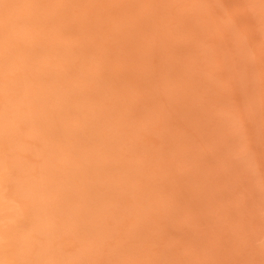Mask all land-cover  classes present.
<instances>
[{
  "label": "rangeland",
  "instance_id": "374dc122",
  "mask_svg": "<svg viewBox=\"0 0 264 264\" xmlns=\"http://www.w3.org/2000/svg\"><path fill=\"white\" fill-rule=\"evenodd\" d=\"M0 20V264H264V0Z\"/></svg>",
  "mask_w": 264,
  "mask_h": 264
},
{
  "label": "bare ground",
  "instance_id": "6f19581e",
  "mask_svg": "<svg viewBox=\"0 0 264 264\" xmlns=\"http://www.w3.org/2000/svg\"><path fill=\"white\" fill-rule=\"evenodd\" d=\"M34 13H35V12H34ZM34 13H33V14H34ZM19 15H20V14H19ZM13 16H14V15H13ZM15 16H16V14H15ZM16 17H18V16H16ZM16 17H14V18H16ZM25 17H28V16H25ZM35 18H36V16H35ZM21 19H22V18H21ZM21 19L19 18V20L16 21V22H19V23H20V20H21ZM26 19L29 20V19H31V18L29 17V18H25V19H24V17H23V19H22L21 22L23 23L24 20H26ZM28 20H26V22H27ZM31 20H32V19H31ZM0 21H1V20H0ZM12 21H13V20H12ZM13 22L15 23V20H14ZM26 22H24V23L26 24ZM29 22H30V21H29ZM5 23H7V22L5 21ZM5 23H4V24H5ZM19 23H17L16 25H18ZM22 23H21V24H22ZM24 23H23V24H24ZM27 23H28V22H27ZM7 24L9 25L10 23H7ZM25 24H24V25H25ZM0 25H3L2 22H1ZM10 25H11V24H10ZM13 25H14V24H13ZM16 25H15V26H16ZM24 25H22V26H24ZM4 26H6V24L3 25V27H4ZM19 26H21V25H19ZM19 26H18V27H19ZM3 27H0V30H2V29L4 30V29H5V33L7 32V31H6L7 29L11 28V26H10V27L8 26L9 28L6 26L7 29H6L5 27H4V28H3ZM16 27H17V26H16ZM18 27H17L16 29H18ZM19 28H20V27H19ZM11 29H12V30H10V31H12V33H15V32H13V30H14L13 27H12ZM16 29H15V30H16ZM3 30H2V31H3ZM2 33H4V32H2ZM0 35L2 36L3 34H0ZM8 35H9V34H8ZM15 35H16V33H15ZM15 35H14V36H15ZM13 40H14V39H13ZM14 44H15V43H13V45H14ZM103 61H105V60H103ZM102 63H104V64L106 63L105 65L108 64L107 61H106V62H102ZM43 88H44V87L42 86L41 89H43ZM44 89H45V88H44ZM44 89H43V91H44ZM45 90L47 91V89H45ZM47 92H48V91H47ZM44 93H45V92H44ZM64 99H65V98H64ZM64 99H63V100H64ZM40 100H41V97H40ZM41 102H42V100L40 101V104H41ZM48 102H49V101H47V104H48ZM45 104H46V103H44L43 106H44ZM18 106H19V105H18ZM16 109H17V108H16ZM21 110H23V109H20V111H21ZM24 110H25V109H24ZM12 111L14 112V111H16V110L14 109V110H12ZM17 111H19V110H17ZM17 111H16V112H17ZM22 112H23V111H22ZM19 114H21V113L19 112ZM2 116H3V115H1V117H2ZM4 116H5V115H4ZM4 116H3V117H4ZM3 117H2V118H3ZM2 118H1V119H2ZM4 118H5V117H4ZM10 123H11V122H10ZM0 124H1V123H0ZM25 185H26V184H25ZM38 191H39V190H38ZM41 191H42V190H40L38 193H41ZM36 192H37V191H35V193H36ZM0 196H1V195H0ZM2 198H3V197H2ZM0 202H1V200H0ZM2 208H3V207H2ZM0 209H1V208H0ZM2 210H3V209H2ZM6 212H7V210H6ZM4 213H5V212H4ZM8 215H9V214H8ZM12 215H13V214H12ZM6 216H7V214H6ZM9 217H12V216H9ZM3 218H4V217H3ZM3 218H2V220H3ZM7 219H8L9 221H11L8 217H7ZM0 220H1V219H0ZM37 222H39V221H37ZM37 222H36V223H37ZM31 223H35V222H31ZM36 223H35V225H36ZM42 224H44L45 226L48 225V228L50 227L49 224H47V223L45 224V223L43 222ZM37 225H38V223H37ZM40 225H41V224H40ZM41 226H42V225H41ZM41 226H40V228H41ZM38 227H39V226H38ZM42 227H43V226H42ZM31 228H32V227H31ZM40 228H38V229H40ZM44 228H45V227H44ZM44 228H42V229H44ZM38 229H37V231H38ZM30 230H32V229H30ZM32 231H33V230H32ZM39 231H40V230H39ZM30 232H31V231H30ZM33 232H34V231H33ZM35 232H36V231H35ZM42 232H43V231H42ZM45 232H48V231H46V229H45ZM45 232H44V233H45ZM37 233H38V232H37ZM40 233H41V231H40ZM29 242H30V241H29ZM25 244L28 245V243H25ZM23 245H24V244H23ZM24 246H25V245H24ZM17 247H18V246H17ZM48 247H49V246L45 247L46 250H47ZM43 248H44V247H43ZM41 249H42V248H41ZM49 249H50V248H49ZM36 252H37V251H36ZM39 252H41V251H39ZM45 252H46V251H45ZM45 252H43V253H45ZM47 255H48V253H47ZM49 255H50V254H49ZM49 255H48V256H49ZM43 256H44V255H43ZM50 257H51V256H50ZM50 257H47V256H46V258H50ZM44 260H45V259H44ZM47 260H48V259H47ZM47 260H46V261H47ZM46 263H49V262H46ZM34 264H35V263H34ZM36 264H37V263H36Z\"/></svg>",
  "mask_w": 264,
  "mask_h": 264
}]
</instances>
